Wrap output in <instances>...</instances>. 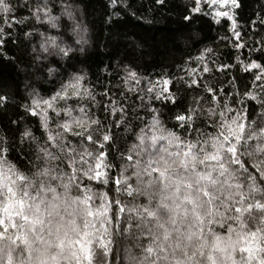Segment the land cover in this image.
I'll return each instance as SVG.
<instances>
[{"label": "snow or ice", "instance_id": "1", "mask_svg": "<svg viewBox=\"0 0 264 264\" xmlns=\"http://www.w3.org/2000/svg\"><path fill=\"white\" fill-rule=\"evenodd\" d=\"M96 2L0 0V264H264V0H184L167 64L121 25L169 0Z\"/></svg>", "mask_w": 264, "mask_h": 264}, {"label": "trees", "instance_id": "2", "mask_svg": "<svg viewBox=\"0 0 264 264\" xmlns=\"http://www.w3.org/2000/svg\"><path fill=\"white\" fill-rule=\"evenodd\" d=\"M131 2L134 6H140L141 4L144 7L150 6L149 0H131ZM92 3L94 11H92V14L88 16V20L93 22L95 25L94 36L99 37L100 41L103 42L106 31L105 26L100 19L102 10L96 0H92ZM183 3L184 0H169V7L171 10L162 9L159 13H157L158 20L150 29L131 19L126 20L121 27L129 32H134L137 39L143 40L146 44L152 47L155 54V62L157 64L170 63L173 56H179L180 53L173 52L172 45L167 38L173 33L181 30L184 26L180 8ZM257 6L258 0H244V16H247L248 13ZM193 30L199 31L205 38L206 42H210L217 35L216 28L214 26H209L207 18H205V20L197 21ZM116 51L117 49L115 48L105 49L104 47H99L94 54H91L88 57L87 63L94 71L97 63L100 61L108 63L110 57H112ZM126 51L129 55L132 54V49L122 44L118 48V55L123 56ZM135 55H141L139 49L136 50ZM112 63H115V59L112 60ZM151 70L152 69L150 68L149 71ZM0 77L11 81L17 78V73L11 65L0 64Z\"/></svg>", "mask_w": 264, "mask_h": 264}]
</instances>
